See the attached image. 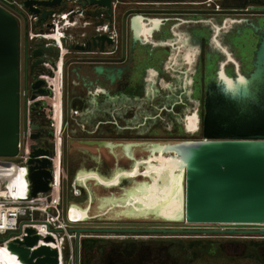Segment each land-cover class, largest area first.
I'll list each match as a JSON object with an SVG mask.
<instances>
[{"label":"flooded vegetation","instance_id":"1","mask_svg":"<svg viewBox=\"0 0 264 264\" xmlns=\"http://www.w3.org/2000/svg\"><path fill=\"white\" fill-rule=\"evenodd\" d=\"M193 5L169 0H0L18 26L19 148L31 153L34 164L48 159V181L59 167V198L66 212L69 204H80L77 198L86 204L96 199L94 177L89 186L77 183L84 174L97 173L108 181L116 170H131L138 159L159 153L136 149L130 156L122 148L125 143L203 138L208 73L216 74L222 63L228 74L237 63L247 69L255 39L252 32L246 34L245 20L264 27V12L243 13L254 8L224 1L206 15L193 11ZM133 26L139 35L135 40ZM191 121L199 128L191 130ZM80 140L105 144L102 149L79 146ZM118 146L122 149H109ZM84 156L101 162L105 172L81 166ZM116 156L120 159L115 161ZM151 161L142 183L159 187L166 175L158 171L161 163ZM143 169L140 163L138 170ZM126 179L133 178L122 175L112 186L98 184L121 192L135 184H126ZM65 187L72 198L64 195ZM78 229L71 263L65 264H178L187 259L188 246L179 248L166 239L174 236L168 226L116 228L117 236L94 233L105 227ZM257 230H229L224 240L201 235L193 247L213 240L211 255H231L239 248L243 254L264 251V234ZM127 231L133 234L126 237Z\"/></svg>","mask_w":264,"mask_h":264},{"label":"water","instance_id":"2","mask_svg":"<svg viewBox=\"0 0 264 264\" xmlns=\"http://www.w3.org/2000/svg\"><path fill=\"white\" fill-rule=\"evenodd\" d=\"M245 21L246 34L252 32L255 39L250 61L245 70L237 63L236 70L228 74L222 63L216 74L208 73L203 138L129 142L140 149L158 145L154 143L176 146L172 151L160 152L176 165L174 174L179 181L175 186L178 201L168 213L148 209L142 215L130 214L127 218L264 224V27L249 19ZM133 28L135 40L139 35ZM241 32L238 30V33ZM209 67H212V63ZM240 80L245 81V85L238 91L236 83ZM198 128V124H195L191 130ZM94 144L100 146L105 142L80 140L78 145ZM18 149V26L15 18L0 7V155H15ZM177 149L182 152L181 155L175 153ZM40 152L38 149L34 154ZM165 158L160 154L161 161ZM30 162L33 160L30 159ZM48 162L45 158L32 166L33 194L49 189L48 178L51 174L45 167ZM142 171L137 172L141 174ZM31 231L28 229L29 233ZM255 232L264 233V229ZM37 238V235H26L24 243L32 246ZM47 238L51 239L50 236ZM20 250L27 258L29 249ZM33 258H36L35 261ZM28 261L30 264H58L57 251L41 245L32 251Z\"/></svg>","mask_w":264,"mask_h":264},{"label":"built area","instance_id":"3","mask_svg":"<svg viewBox=\"0 0 264 264\" xmlns=\"http://www.w3.org/2000/svg\"><path fill=\"white\" fill-rule=\"evenodd\" d=\"M31 158V153L23 146L15 155H0V255L8 252L15 259L30 264L28 259L32 251L47 245L57 251L58 264H65L72 259L74 239L80 230L70 216L71 204L67 212L60 204L59 167L55 169L54 180L48 181L49 189L33 194L31 174L34 163L30 162ZM52 162H55L54 158ZM29 234L38 236L32 246L24 243ZM20 248L29 249L27 258L23 257Z\"/></svg>","mask_w":264,"mask_h":264},{"label":"bare ground","instance_id":"4","mask_svg":"<svg viewBox=\"0 0 264 264\" xmlns=\"http://www.w3.org/2000/svg\"><path fill=\"white\" fill-rule=\"evenodd\" d=\"M64 13V12H63ZM67 21V20H66ZM65 22V21H64ZM73 22V21H72ZM67 23V22H66ZM60 24V23H59ZM73 24V23H72ZM64 25V24H63ZM63 27V26H62ZM61 30V29H60ZM225 68V63H224ZM238 91L239 89L243 88L245 85V81L240 80L236 83ZM190 123V122H189ZM188 123V124H189ZM192 126L196 124V121L193 123L191 121ZM158 144L151 147H146L145 149L151 148L152 153H155L157 150H159V156H153L155 158H144V159H138L136 165L131 168V170L126 171H120L116 170L115 176L111 180H105L103 177L99 176L97 173L90 174H84L81 176L77 183H80V185L89 186L88 185V179L93 178L95 179L94 184V192L96 195L97 203H87V204H71L70 207V216L74 220H85V219H103V218H123L128 217L130 214L132 216L136 215H142L145 213V211L154 210L157 213H168L169 209L174 206L175 203L178 201V195L176 191V184L178 183L179 179L176 174H174V170L176 169V165L173 162H169V159H164V161L160 160V154H162V150H174L177 147L176 146H164ZM127 154L130 156H134L133 151L136 149H140L139 146L135 147L131 143H125L122 147ZM120 146L118 147H111L109 149L116 150L122 149ZM98 149H102V145L98 146ZM180 149V148H178ZM175 151V153H181L180 150ZM87 152V151H86ZM87 154V153H86ZM151 156V155H150ZM97 159V158H96ZM120 157L116 156L113 160H119ZM137 159V158H136ZM172 159H175L174 161H177L174 156H172ZM150 160L161 163L159 166L158 171H161L160 173H163L165 176V182L163 184H160L159 187L152 186V185H143L142 181L144 180V172L149 171L148 164ZM133 161V160H132ZM151 161V162H152ZM142 163L144 165V169L142 173L138 171L139 165ZM98 167V166H97ZM94 168V167H93ZM156 169V170H157ZM166 169V170H165ZM169 169V171H167ZM155 170V169H154ZM86 171V170H85ZM167 173H169V176H167ZM132 176L133 180H136L135 184L129 188H126L125 190L121 192H113L110 194H106V192L102 191V188L99 186V182L106 183L108 186H112L116 182L121 180V176ZM159 182V179H157ZM77 188V186H76ZM89 188V187H88ZM79 189V190H78ZM76 189L77 193L81 192V189ZM90 192L92 193V189H90ZM75 193V192H74ZM75 195V194H74ZM92 195V194H91ZM148 195L149 200L144 202L143 198ZM21 261H24L23 259ZM18 259H15L14 256H10L8 252L5 253V255H0V264H27V262H21Z\"/></svg>","mask_w":264,"mask_h":264},{"label":"rangeland","instance_id":"5","mask_svg":"<svg viewBox=\"0 0 264 264\" xmlns=\"http://www.w3.org/2000/svg\"><path fill=\"white\" fill-rule=\"evenodd\" d=\"M169 1H191V3H194L197 8L192 9L193 11H198V12H205L206 15L208 13H214V7L217 8L218 5L216 4H221L224 1L227 2H241L243 0H169ZM248 5L247 7L252 6L254 8L253 11H247L243 13H257V12H264V0H248L247 2ZM179 6L182 4H178ZM176 5V6H178ZM192 5V4H187ZM246 7V8H247ZM171 10V9H170ZM190 10V9H188ZM197 137H189L186 139H194ZM169 140H177V139H169ZM75 148V147H74ZM78 148V147H77ZM80 148V147H79ZM88 162V163H87ZM126 165L130 164V160H126ZM77 165H81V163H75ZM111 164H113L111 162ZM85 168L94 167L97 168L99 171L105 172V167L102 165L101 162L95 163L93 159H90L86 156H84V163L81 165ZM98 166V167H97ZM126 184H131V182H137L136 180H125ZM106 192L108 194L110 191L116 192L118 191L117 188L113 187L110 189H102L100 192ZM64 195L67 196L68 198L71 197V191L68 190V188L65 187L63 190ZM98 199V198H97ZM97 199L94 200V203H97ZM148 195L143 198V201L146 202L148 201ZM75 201L79 202L80 204H86L85 200H79L78 198L75 199ZM82 201V202H81ZM105 221H100V220H94L91 222H79L76 223L78 226H87V225H93L97 227H105L108 229H116V228H149V227H156V228H161V227H169V229H178L180 231H169V235H174L170 236L169 238L166 239H171L175 243H177L179 248L188 246V250L186 249L187 253V259H180L178 264H264V255L263 250L262 251H254L248 250L247 254H243V250L241 248L231 251V255H227L224 252L217 251L215 255H211L209 253V250L211 248V242L213 240H224L226 239V235L228 234L227 232L229 230H245V229H264V224H213V223H187L184 221L181 222H169V221H155V220H146V219H133V218H103ZM222 229L223 231H220L219 233L214 232L215 230H220ZM204 230V231H203ZM205 230H210V231H205ZM94 233H99V234H105V235H113L117 236L119 235L118 231H96ZM133 234L132 232H125V235ZM236 234V233H235ZM201 235H211V238H205V239H213L210 243H205V245L200 248V247H193L194 243L193 242L195 239H201L199 238ZM43 234L41 235V238H43ZM117 239V238H116ZM242 239V238H240ZM260 240V239H258ZM182 250V249H181ZM69 260V259H68ZM71 263V260H69ZM170 264V261H169Z\"/></svg>","mask_w":264,"mask_h":264},{"label":"trees","instance_id":"6","mask_svg":"<svg viewBox=\"0 0 264 264\" xmlns=\"http://www.w3.org/2000/svg\"><path fill=\"white\" fill-rule=\"evenodd\" d=\"M247 2H248V0H243V1H241V2H238V5H246L247 4ZM195 245H197L198 243L196 242V243H194ZM183 248V247H182Z\"/></svg>","mask_w":264,"mask_h":264}]
</instances>
